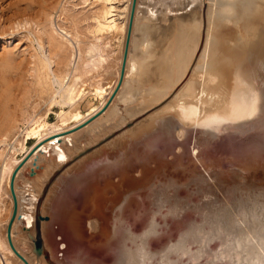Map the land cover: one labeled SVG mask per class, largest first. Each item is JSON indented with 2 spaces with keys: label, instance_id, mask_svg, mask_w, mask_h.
Instances as JSON below:
<instances>
[{
  "label": "bare ground",
  "instance_id": "bare-ground-1",
  "mask_svg": "<svg viewBox=\"0 0 264 264\" xmlns=\"http://www.w3.org/2000/svg\"><path fill=\"white\" fill-rule=\"evenodd\" d=\"M34 1L36 2V11L32 12L33 16H27L29 18L24 19L23 22L21 19L19 20L21 23L29 25L30 33H34L33 40L36 39L38 44L34 52L31 51L32 59L31 63L29 62L35 83V93L37 96L49 93L51 103L59 102L66 106L55 110L56 120L53 122L47 118L48 111H51L53 106H48L41 114L35 111L36 103L31 107L22 106L19 115L10 113L4 102V106H1L4 111L2 112L3 119L0 121V127L2 126L0 128L2 130H0L2 132H0V264H15L11 257L17 259V264H26L21 256L11 248L6 233L7 227L3 225L4 221L1 222L3 219L1 215L7 208L6 198H11L8 191H10V181L14 169L38 144L39 148L27 157L15 179V190L19 201L18 212L22 213L24 220L15 219V224L12 226V238L18 251L28 259L30 264H37L32 259L35 255L40 258L41 264H53L50 256L55 257L56 253H59L48 249L49 242L45 239L42 229L43 221L40 219L37 224L40 231L37 234L36 224L33 223V209L39 197L41 198L40 213L45 206L43 189L50 177V172L72 155L70 149L78 147L88 135L96 134L97 127L90 124L84 138L81 139H76L77 137L73 139L74 132L73 135L70 134L71 138L62 136L59 139L60 142L58 141L59 144H57L58 139L54 136L59 137L60 133L83 123L104 105L107 89L112 90L114 84L105 86L99 77L92 82L93 78H90L91 74L89 73L101 69L100 67H103L105 61H108V57L111 56L113 61L118 60L119 68L116 77L119 78L131 8V0H90L88 4L94 5L90 16L92 23L86 26L90 37H86V45L82 48L80 43L84 39L81 32L75 26L68 27L66 23L64 24L65 20L60 17L61 13L66 11L65 6L62 7L58 15L59 21L55 23L53 12L48 9L49 0ZM190 1L196 3L192 5L189 4ZM212 1L206 8L203 7L206 4L205 0H136L130 49L124 71L125 80L126 77L138 73L143 64L148 43L151 42V40L149 41L150 35L145 29L140 32V36L134 38L137 15L143 10L142 7L146 12L152 13L160 5L164 11L175 10V13L177 12L178 16L182 18L181 20L184 21L181 31H184L186 47L184 51L175 56V59H172L170 71L167 70L170 73L169 76H172V83L167 81L169 90L184 77L190 67L192 70L185 82L181 84L182 87L178 88L182 93L180 91H177L175 95L173 93L172 99L162 106L167 98L164 99L159 105L162 107L158 106L159 109L153 110L154 113H151L152 116L150 115L153 119L160 120L158 130L169 144H173L175 134L186 137L192 129H195L194 137L198 146L210 144L223 130L233 128L239 133L246 131L247 128L244 127L247 123H252L258 130H263L264 134V89L260 87V84L264 83V0ZM189 9L191 11L184 14V11ZM183 15L184 17H182ZM75 19L73 18L72 22H75ZM185 21L187 22L185 23ZM133 40L138 42V46L133 43ZM65 44H68L70 46L68 49L71 50L66 56L65 66L54 68L56 56ZM75 44H77V49ZM193 60L196 62L192 66ZM98 72L100 73V71ZM89 79H91L89 82L91 89L86 90L88 89L86 82ZM163 84L162 82V86ZM167 88L157 92L153 90L158 96L157 99L173 90L172 88L168 91ZM10 93L11 91L9 95H11ZM28 93L30 94L31 91L29 90ZM6 94L4 95L6 96ZM23 97L24 102L27 96L23 95ZM46 97L48 96L46 95ZM91 98L94 99L93 103H90ZM83 104L87 106L84 111L81 109ZM118 119V114L115 113L110 122H117ZM21 123L26 125L21 128ZM170 133H175L173 139V136H169ZM11 139L14 140L10 150H7L4 155ZM90 143H85V145ZM211 144L213 145L214 142ZM82 147L79 146L77 150ZM46 156H49L50 161L51 159L53 161L52 164H46L47 168L42 169L44 165L42 162ZM46 160L45 162L48 163ZM31 165H34L33 168L36 170L35 177L32 179L26 177L27 174L30 175ZM19 186L24 187L26 192L19 190ZM208 186H201L200 189L204 188V191L207 192L205 188H208V191L213 192L214 189ZM48 188L49 186L46 191ZM68 188L70 187L68 186ZM36 191H38L37 195ZM124 194L125 190L118 191L117 196ZM145 197L143 202L136 203L139 208L137 213L131 209V205L125 207V210H121L124 202L122 199L116 203L112 202L111 207L109 206L108 222H103L99 226L101 236L103 234L105 237L101 239L104 240L102 243L106 246V248L104 246L107 253L105 259L86 260L76 254L73 257V263L264 264V207L262 208L263 212L258 210L256 204L241 203L234 208L230 201V205H223L218 199L211 197L203 200L205 203L202 201L201 207L197 201L192 203V207L191 205L188 207L192 208L193 212L200 213V218L185 219L187 221L184 222V226L178 228V233L175 236L153 248V237L155 234L157 235L160 225L158 216L163 221H166L169 214H173L175 218L179 217L180 213L175 210L181 207H172L171 204H166L161 200L156 201L154 192L147 193ZM11 200L13 201L12 198ZM175 200L177 201V198ZM55 202L57 208L67 211L68 203L65 202V195L58 197ZM54 203L53 205H55ZM71 204L73 205V203ZM234 204L232 203V205ZM73 206L68 209V216L74 211L75 207ZM190 211L188 212L190 213ZM11 213L12 209L10 215ZM97 217L88 216L87 224L90 230H95L98 227ZM187 217L188 215L185 218ZM67 222H69L67 224L69 230L77 233L75 222L70 218L67 219ZM19 223L26 225L33 223L26 232V238L29 240L14 234V228ZM38 241L41 245L39 254L37 253ZM1 253L5 256L6 262H4Z\"/></svg>",
  "mask_w": 264,
  "mask_h": 264
},
{
  "label": "rangeland",
  "instance_id": "rangeland-1",
  "mask_svg": "<svg viewBox=\"0 0 264 264\" xmlns=\"http://www.w3.org/2000/svg\"><path fill=\"white\" fill-rule=\"evenodd\" d=\"M89 1L90 0H49L47 3V5L49 4L48 9L53 12L55 23L59 21L58 15L62 7H66V11L64 10L60 17L65 20H63L64 24L66 23L68 27L75 26V28L81 32V36L84 39V41L80 43L82 48L86 45V37H90V34L87 32L88 27L86 26L92 23L90 16L94 5L88 4ZM205 1L206 4H204L203 7L206 8L209 7L208 4L213 2L212 0ZM132 2L133 0H131V6ZM195 3L196 2L192 3V1L189 2V4L192 5ZM142 9L143 10L137 15L134 38L136 39L140 36V32L145 29V31L149 33L148 35H150L149 41L151 40V42L148 43L146 55L138 73L128 76L129 78L126 77V80L123 76L122 85H120L111 101L105 107L107 100L116 89L120 79V76L118 79L116 77L119 68L117 63L118 60L113 61V57H108V61L106 60L104 66L100 67L103 71L98 69V71H100L99 73L97 70H95V72H93V70L89 73L91 74L90 78L93 79H89L86 82L88 83V85H86L88 89L86 90L91 89L89 82H93L97 77L102 80L105 86L114 84L112 90L107 89L104 105H102L95 114L84 121L86 122L93 117L84 126L75 130H72L73 127L64 133H60L58 135L59 137L54 136L58 139L57 142H60L59 139L62 136H69L71 138L74 132L75 134L72 138L75 139L77 137L76 139H81L84 138L90 124L97 127L96 134L88 135L83 142H80L78 147L76 146L70 149L71 156H73L79 150H77L79 146L84 147L87 145H85V143L94 142L99 139L100 136L102 137L112 131L118 130L112 138H109L93 150L67 163L62 171L56 175L55 178L57 179L54 178L52 180L48 190L43 196V203L45 202V206H43L41 212L43 216L41 219V221H43L42 229L45 239L49 242L48 249L59 252L58 254L56 253L55 257L50 256L53 264H72L73 257L76 256V254L86 260H93V258H95L100 261L101 258L105 259L107 257V253L105 252L106 246L102 243L104 240H101L105 237L103 234L101 236V228L99 226L103 222H108V213L110 212L109 206L111 207L112 202L116 203L121 199L124 200L121 210H125V207L131 205V209L136 213L139 212L136 203L143 202L146 198V194L149 192H154L156 201L161 200L166 202V204H171L172 207H181L175 210L180 213L179 217L175 218L173 214H169L166 217V221H163L160 216H158L160 225L157 235L155 234L153 237V248L160 246V244L164 243L170 237L175 236L178 233V228L184 226V222L187 221L185 219L200 218V213L193 212V209L189 207L190 205L192 207V203L197 201L202 207V201H205L208 197L218 199L223 205H230L231 203V206L234 208L238 207L241 203H245L248 205L256 204L259 211L263 212L264 210H262L264 207L263 130H258L252 123H247V125L245 124L247 127L244 125V128H247L244 132L239 133L234 131L233 128H229L220 132L211 142H214L213 145L210 143L200 146H198L197 140L194 137L195 129H189L191 131L186 137L184 135L180 137L175 133H170L169 136H173L172 139L174 138V134L176 136L175 139H173V144L167 143L163 134L158 130L160 120L153 119L151 113L153 114L154 111L168 103L177 91H180V86L182 87L181 84H183L189 76L192 67L189 68L183 78L178 80L176 84L174 83L175 85L172 84L174 87L171 86L170 90H172V88L173 90L175 89V92H173L174 95H172L173 93L171 94V92L173 90H169V82L167 83L168 80L172 83V76H169L170 73L168 71H170L172 59H175V56L181 53V51H184L186 47L184 45V31H181L184 21L181 20L182 18L178 16L177 12L175 13V10L173 11L171 9L164 11L163 7L160 5L158 9L152 13L146 12L144 7H142ZM33 11H36V2L34 0H0V76H2L0 77V121L3 119L2 112L4 111L1 106L4 105L7 106V110H9L10 113L15 115H19L22 106L25 108L31 107L36 103L35 111L38 114L44 112L48 106H53L52 110L48 111L47 114V118L50 122L56 120L55 110H59L61 106H66L59 102L51 103V101H49L51 96L49 93H44L41 95L42 97L37 96V93H35L34 78L30 70V61L32 59L30 53L31 51L34 52L38 44L36 39L33 40L34 33H30L29 25H25L19 20L21 19L23 22L24 19L32 17ZM190 11L191 9L188 11L185 10L184 14ZM182 17H184V15ZM73 18H76L75 22H72ZM129 19L130 13L128 24ZM18 22L20 23L19 25ZM186 22L187 21H185V23ZM133 41V43L138 46V42H135V40ZM76 45L77 44H75V46ZM68 48H70V46L65 44L59 50L56 56V62L53 64V67L55 66L54 68L65 66L66 56H68V52L71 51ZM54 51L57 52L56 49H54ZM195 62L196 61L193 60L192 66ZM97 72L101 75L96 74ZM92 73L96 74V77L93 76ZM162 82L164 83L163 86ZM165 85L168 86V88L167 86L166 88L170 93L167 91L168 94L166 93L163 97L157 99L158 96L155 92L158 90L161 91L163 88L165 90ZM263 85L260 84V87L264 89ZM4 88H8V92H5ZM29 90L32 95L28 93ZM10 91L11 95H9ZM180 92L182 93V91ZM4 94H6L7 97L9 95V97L7 98ZM23 95L27 96L24 102ZM46 95L48 97H46ZM168 95H170V97H167ZM87 98L89 99V97ZM165 98H167L166 102H164L162 106H159V108H155V105ZM93 102L94 99L91 98L90 103ZM86 107L87 106L83 104L81 107L82 111L86 110ZM115 113L118 114V121L110 122L112 115ZM132 119L133 122L127 124L129 120ZM24 125L26 124L24 123ZM24 125L21 123L20 127L23 128ZM190 133H192V136ZM13 140L14 139H11V141H9L4 155L7 150H10L9 148ZM59 142L57 144H59ZM29 145H31V142H29ZM48 157L49 156H46L44 158L48 160V163L43 159L42 164L44 165L42 169L47 168V165L50 163L52 164L53 160L51 159L50 161V157ZM33 166L34 165H31V167ZM52 172H50L49 175H51ZM41 175L44 174L41 173ZM26 177L32 179L35 176L27 174ZM203 183L206 185H201ZM68 186L70 188H68ZM201 186L211 187L214 191L210 192L208 188H205V190H207L206 192L204 188H202L203 190L200 189ZM19 187V190L26 192L24 187ZM122 190H125V194L123 196H117L118 191L120 192ZM37 192L38 191L35 193L36 195ZM8 194L12 198L10 191H8ZM61 195H65V202L68 203L67 211L66 209L57 208L56 202L54 203ZM204 195H206V197H204ZM11 198H6L7 208L3 210V215H1V218L4 219H1V222L4 221L5 224L2 223L6 227L10 219L9 217L11 216L10 210L13 206ZM176 198L177 201L175 200ZM53 203L56 206L53 205ZM71 203H73L74 206ZM232 203L235 204L232 205ZM71 206L75 208L72 214L68 216V209ZM188 211H190V213ZM186 213H188L187 218H185L187 215H184ZM90 215L98 216L99 225L95 230H90L87 224V218ZM25 216L24 214V217ZM68 218L73 220L77 225V233H73L67 227L69 223L67 222ZM23 225L26 226L24 223L17 224L16 228H14V234L18 235L20 238L28 239L26 238L27 230L22 229ZM175 229L177 230L176 232ZM1 256L4 262H6L3 253H1ZM11 258L14 263L17 264V259L14 257ZM32 259L35 263L41 264L38 256L35 255Z\"/></svg>",
  "mask_w": 264,
  "mask_h": 264
},
{
  "label": "water",
  "instance_id": "water-1",
  "mask_svg": "<svg viewBox=\"0 0 264 264\" xmlns=\"http://www.w3.org/2000/svg\"><path fill=\"white\" fill-rule=\"evenodd\" d=\"M135 8H136V0H133L132 2V6H131V12H130V19H129V24H128V28H127V33H126V38H125V44H124V52H123V59H122V65H121V75H120V79L119 82L117 84L116 89L114 90V92L111 94V96L109 97V99L107 100L105 107L108 105V103L111 101L112 97L114 96V94L116 93V91L118 90V88L120 87L122 80H123V76H124V71H125V67H126V62H127V57H128V53H129V49H130V42H131V36H132V29H133V22H134V16H135ZM173 92H175V89L173 90ZM172 92V93H173ZM171 93V94H172ZM170 94V95H171ZM170 95H168L167 97H170ZM166 99V98H165ZM164 101V99L162 100ZM162 101L158 102L155 105V108L158 107L159 105H161L160 103H162ZM93 118V117H92ZM91 118V119H92ZM91 119H89L86 122H83L82 124L74 127L72 130H75L77 128H80L82 126H84L87 122H89ZM133 122L132 120H129V122L127 124H130ZM118 130L112 131L102 137H100L99 139H97L96 141L84 146L83 148H81L80 150H78L73 156H71L70 158H68L65 162H63L61 164V166H59L58 168H56L52 174L50 175V177L48 178V180L46 181V184L44 186L43 189V193L45 194L47 187L51 184L52 180L56 177V175L58 173H60V171H62V169L66 166L67 163L73 161L75 158L79 157L82 154H85L91 150H93L94 148H96L97 146L101 145L103 142H105L106 140H108L109 138H112L114 136V134H116ZM40 145H36L34 146V148L30 151V153L16 166V168L14 169L12 176H11V181H10V192L12 195V199H13V206H12V213L10 216V219L7 223V238H8V242L11 246V248L17 253L19 254L22 259L24 260V262L26 264H30V262L28 261V259L26 257H24V255H22L18 249L16 248L14 242H13V238H12V226L14 224V221L16 218L20 219V220H24L22 217V213H19V201H18V197H17V193L15 190V179L18 173V170L22 167L23 163L27 160V157L29 155H31ZM30 175H34L36 174V170L32 167L29 171ZM42 196V195H40ZM40 197L37 199V203H35L34 209H33V214H34V219H33V223L36 224V228L38 230L37 224L39 223V219H42V214L39 211V205H40ZM32 223V224H33ZM31 225H23L22 229L23 230H29ZM38 230V233L39 234ZM37 253H41V245H40V241H38V248H37Z\"/></svg>",
  "mask_w": 264,
  "mask_h": 264
}]
</instances>
